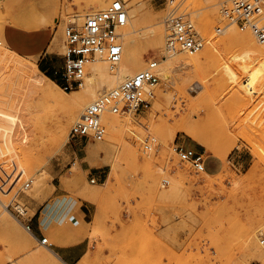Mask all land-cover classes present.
Listing matches in <instances>:
<instances>
[{
	"label": "rangeland",
	"instance_id": "rangeland-1",
	"mask_svg": "<svg viewBox=\"0 0 264 264\" xmlns=\"http://www.w3.org/2000/svg\"><path fill=\"white\" fill-rule=\"evenodd\" d=\"M54 1L56 5H50L40 17L32 11L36 9L34 0H0V48L6 49L0 51V205H6L0 206V264H60L53 258H38L36 253L48 255V249L52 250L39 246L24 224H31L39 213H62L68 202L77 199L93 202L98 210L91 233L86 235L102 242L86 259L127 261L136 257L143 242H112L107 234L117 224L125 228L122 214L131 215L133 228L144 234L139 217L158 212L166 228V249L175 246L180 250L168 257L205 260L207 264H264V251L254 248L257 236L264 232V43L258 44L254 54L230 48L222 39L228 27L256 38L250 30L227 25L219 13L222 0L215 4L219 16L213 33L207 25H198L199 16L206 11L203 4L184 0L181 10L203 39V47L195 54L206 44L213 47V53L202 59L196 71L176 73L167 83L172 97L155 105L158 91L164 88L160 79L149 105L130 112V124L125 123L130 113L113 114L124 123V129L108 133L101 123V140H70L71 128L87 103L100 95L86 98L79 116L81 101L60 106L39 95L30 79L45 82V78L34 76L28 63H34L61 88L58 73L64 64L65 29L82 26L87 16L103 11L115 0ZM131 2L141 12L139 20L131 12ZM124 4L126 26L137 29L139 35L136 54L145 61L142 70L148 59L159 61L166 55V9L156 0ZM40 20L49 24L42 27ZM160 27L163 48L152 49L144 36ZM216 28L222 31L217 33ZM172 53L187 58L178 49ZM192 82L204 83L194 97L186 90ZM81 88L65 91V100L79 97ZM186 119L195 126L199 139L217 151L224 140H230L225 160L184 133L173 139L168 136ZM58 128L67 132L63 145L57 144ZM179 149L202 155L204 173L182 161ZM103 166L109 180L97 188L90 183L86 168ZM17 208H23L26 215L19 216ZM64 228L46 232L47 243H60Z\"/></svg>",
	"mask_w": 264,
	"mask_h": 264
},
{
	"label": "built area",
	"instance_id": "built-area-1",
	"mask_svg": "<svg viewBox=\"0 0 264 264\" xmlns=\"http://www.w3.org/2000/svg\"><path fill=\"white\" fill-rule=\"evenodd\" d=\"M156 1L166 9L165 24L168 35L165 52L172 53L178 49L192 55L201 50L203 39L187 14L181 10L184 0ZM219 11L228 26H235L241 31L250 30L259 43H264V0H222L219 3ZM127 23L128 13L125 4L121 0H115L103 11L87 16L82 26L76 28L69 25L65 29L64 64L58 73L62 90L72 91L82 87L87 65L98 58L104 59L112 68L117 66L123 51L122 31ZM221 31L222 28H216L217 33ZM157 69L158 61L148 59L142 70L98 97L84 109L73 124L70 140L74 138L101 140L103 136L101 116L106 111L113 114L136 113L146 108L154 97L153 89L160 82ZM178 154L181 160L190 163L196 172L205 171L202 155L183 149H179ZM90 183L94 184L95 180L91 178ZM28 186L29 183L25 188ZM16 212L21 217L26 215L21 214L19 208ZM29 223L30 221L24 224V228L32 235ZM38 242L50 247L44 238ZM257 244L264 251V232L257 236Z\"/></svg>",
	"mask_w": 264,
	"mask_h": 264
},
{
	"label": "bare ground",
	"instance_id": "bare-ground-1",
	"mask_svg": "<svg viewBox=\"0 0 264 264\" xmlns=\"http://www.w3.org/2000/svg\"><path fill=\"white\" fill-rule=\"evenodd\" d=\"M34 1L36 2V5L35 4L34 5L36 6L37 10L32 9V11L35 12L36 14H39L40 17L45 15L50 5H56V1L54 0H34ZM121 1L124 3L129 0H121ZM216 1L217 0H190V3L203 4L206 11L199 16L198 25H204V26L207 25L209 27L208 32L210 33H213L212 29L214 27L216 19H218L219 16L218 10L215 9ZM130 7L132 14H134L135 19L139 20L141 18L140 10L135 6L134 2L130 3ZM40 22L42 27H45L49 24V22L45 20H40ZM228 28L229 29H227L226 31V36L222 39L224 42H226L229 45L230 48L235 46L240 49H243L244 51H247L249 54L252 53L254 54L259 51V47H258L259 42L256 41L254 38H252L250 35H241L232 27L231 28L228 27ZM136 32L137 29H134L131 26H126V28L123 29L122 39L124 38V44L122 43V48H123L122 57H121V61L117 64L116 67L114 68L110 67L106 63V61L102 58H98L94 62L87 65L84 84L82 85L81 88L82 94L79 97L71 98L70 102L65 100L66 98L64 96V95L67 96L68 93L62 90L55 83V81L44 76L34 63H28V65L31 67V70L33 71L34 76L40 75L44 77L45 82L39 81L38 79L33 77L30 79V84L36 89V91L43 99H46L49 102L54 103L56 105L66 106L81 101L82 104L80 105V109L78 112V115L80 116L82 110L84 109V105L87 102L86 98L93 100L98 95L101 96L103 93L112 90L120 83H122L124 80L132 77L135 73H137V71L141 70V66L145 63V61L142 56L138 57L136 54V49L140 44L139 35H137ZM163 33L164 32L161 27L150 31L144 36L145 43L148 46H150L152 49H162L164 43ZM54 46L55 45L51 46V50L55 48ZM5 50L6 49L4 47L0 48V51H5ZM212 53H213V47H211L209 44H206V46L204 47V49L200 54H192V55L187 54V58L184 57L177 58L175 57L176 53H166L164 57L160 58V60L158 61L157 72L159 78L164 83V88L162 91H158V99L156 100L155 105H159L161 99L164 100V98H166L167 100H169L172 97L167 83L174 78V75L176 73L185 72L188 70L196 71L201 64L202 59H207ZM202 84L199 82H192L190 86L186 89L188 94L191 97H194L203 89ZM88 104L89 103H87L86 108L90 105ZM131 114L132 113L128 114L129 119H127L126 117L127 120L125 122L126 124H130L133 121V117ZM101 123L108 133H111L119 128L124 129L125 126L123 125L124 123L123 124L121 123V121L117 116L113 115V113H110L108 111L102 114ZM180 132L188 135L193 140L202 143L207 149H210L215 154L218 153L219 156H221L222 160L226 159L230 148L229 147L230 140L229 141L224 140L223 144L219 148V151L215 150L213 147L211 148L205 142H202V140L199 139V136L196 134L195 131V126L191 123L189 119L188 120L186 119L184 123H182L171 133H169L168 136L171 139H173L174 136H176V134ZM66 133H67L66 131L58 128L56 133L57 134L56 140L58 145L64 144L65 142L64 137L66 136ZM225 139H229V138L225 137ZM96 187L99 188L101 186L96 185ZM0 206L5 207L6 205L1 204ZM19 211L21 212V214H26L23 208L22 209L19 208ZM36 242H38V240H36ZM38 244L42 248L46 247L41 242H38ZM254 248L257 252H259L258 244L255 245ZM36 255L38 256V258H40L41 261L46 260L48 258H53L57 260L55 254H53L52 251H49V249H48V255L44 253H36Z\"/></svg>",
	"mask_w": 264,
	"mask_h": 264
},
{
	"label": "crops",
	"instance_id": "crops-1",
	"mask_svg": "<svg viewBox=\"0 0 264 264\" xmlns=\"http://www.w3.org/2000/svg\"><path fill=\"white\" fill-rule=\"evenodd\" d=\"M86 171L90 179L95 180L96 185L104 186L109 180L108 171L104 166L87 167ZM97 212V206L93 202L71 200L62 213L57 211L50 216H42L43 213L36 215L30 224L32 235L36 240L46 239L44 235L46 232L53 234L59 226L65 225L64 237L59 240L60 243L50 245V249L59 262L66 264H207L205 260L168 257L180 253V250L175 246L166 249V228L158 212L152 213L149 218L145 214L139 217L138 222L145 228L144 234L133 228L132 216L126 217L124 214L121 215V220L125 222V230L117 224L107 234L112 242L129 244L143 242L144 248L140 252H135L136 257L128 258L127 261L116 258L108 260L105 257L86 259L87 254L94 253L97 244L102 242L101 239L91 240L86 235L91 233L90 229L95 222ZM153 217L156 218L155 221L152 220ZM105 225L110 226L109 222H105ZM103 255L106 256L107 252L105 251Z\"/></svg>",
	"mask_w": 264,
	"mask_h": 264
}]
</instances>
